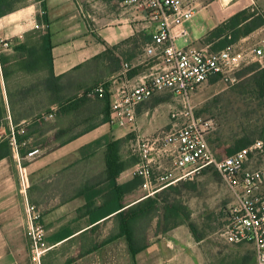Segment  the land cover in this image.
I'll return each instance as SVG.
<instances>
[{"label":"crops","instance_id":"crops-1","mask_svg":"<svg viewBox=\"0 0 264 264\" xmlns=\"http://www.w3.org/2000/svg\"><path fill=\"white\" fill-rule=\"evenodd\" d=\"M245 1L248 6L241 11L255 3L264 12V0ZM196 14L201 16V23H190L189 28L191 31L193 29L195 36H191L190 44L185 46H203L201 42L206 35L221 24L216 15H209L206 9ZM210 23L214 25L208 27ZM43 25L47 26L46 30H42ZM37 26L40 28L37 29ZM157 26L146 10L130 6L126 0H45V6L42 1L32 0L12 10H1L0 38L12 45L8 49L3 48L0 53V109L3 113L0 135L9 132L10 121L17 125L32 122L50 104L38 108L31 95L27 98L20 95L21 90L30 86L28 81H34L36 77L24 68V58L17 52V48L25 44L28 38L31 37L33 42L39 39V36L27 35H50L54 74L62 77L66 88L69 89L71 85L76 92L91 84L87 80L93 82L94 78L100 81L107 73L118 81L121 66H108L105 59L108 52L111 50L120 58L128 57L126 53L132 45L130 41L136 36H151ZM257 32H264V27ZM96 67L99 68L98 73L88 77V73L93 74ZM161 68L159 60L150 58L128 77L138 85ZM166 98L170 101L180 99L160 93L138 108V135L153 137L164 127L170 128V117L168 121L166 115L161 116V110H165V114L168 106ZM181 101L179 104L182 106ZM22 106L27 109L34 107L28 113L24 112ZM181 106L173 110H181ZM127 137L134 138L135 135L101 124L69 143L56 144L34 160L24 159L22 165L29 181L26 193L20 190L17 159L8 142L0 140V264H31L27 237L28 204L45 210L46 216H51L46 230L50 250L44 264H67L71 258L96 257L105 242L120 231L115 218L117 213L105 218L102 214L104 208L112 209L116 204L113 187L107 179L106 147L110 142ZM27 152L20 150L22 158ZM134 177V167H131L121 173L117 184H128ZM138 191L132 190L123 197L122 211L144 199L145 193L142 195ZM89 200L94 202L90 208ZM93 210L95 212L90 214ZM94 215L99 218L92 219ZM179 226L156 238L150 237L152 228L148 227L145 232L148 247L137 256L136 264H205L202 256L205 239L196 241L186 225ZM231 246H240L243 250H246L245 246L252 247L253 256H247L244 252L237 261L238 264H256L253 246ZM66 251L69 254L65 261L59 262L57 258Z\"/></svg>","mask_w":264,"mask_h":264},{"label":"built area","instance_id":"built-area-1","mask_svg":"<svg viewBox=\"0 0 264 264\" xmlns=\"http://www.w3.org/2000/svg\"><path fill=\"white\" fill-rule=\"evenodd\" d=\"M126 3L146 10L158 24L144 53L124 64L120 80L115 81L110 94V126L135 135L133 147L139 162L134 166V175L141 180L144 199L170 186L193 180L205 171L216 172L234 197V203L222 212L224 240L231 245L253 246L256 264H264V141L256 140L231 156H219L209 142L210 134L216 129L214 120L197 117L191 101L192 95L212 79L218 78L233 86L244 68L254 62L263 64L264 38H255L249 44L241 39L218 52L211 51L209 45L179 47L177 42L189 34L185 24L197 12L192 3L184 0H126ZM46 29L43 25L42 30ZM11 45L0 38V53ZM150 58L159 60L162 68L140 84H133L128 77L130 70L147 63ZM94 93L104 97V85L100 84ZM160 93L180 98L184 107L171 111L169 131L142 137L138 135L137 110ZM53 117L54 113H49L43 114L41 119ZM30 123L15 125L10 121L9 132L0 135V140L8 142L17 159L22 193H26L29 183L22 161L34 160L42 153L35 148L25 158L21 156L20 150L25 144L19 137L26 134ZM40 213L36 206L28 204L31 264H44L45 254L50 250L45 241L46 230L40 225Z\"/></svg>","mask_w":264,"mask_h":264},{"label":"rangeland","instance_id":"rangeland-1","mask_svg":"<svg viewBox=\"0 0 264 264\" xmlns=\"http://www.w3.org/2000/svg\"><path fill=\"white\" fill-rule=\"evenodd\" d=\"M30 2H32V0H15V5L22 6ZM184 2L188 4L192 3L198 12L202 9H206L209 11V15H213L214 13L216 18L221 21V24H223V21L225 22L239 13L246 5L248 6L245 0H184ZM250 2L252 1L250 0ZM247 10L251 14L254 13L256 18L264 16L263 9L258 4L252 3L251 7ZM200 18L201 16L196 14L193 19L185 24L190 34L177 42L179 47L190 44L191 36H195L193 29L191 31L189 28L190 23L193 21L200 24ZM212 25L214 24L210 23L208 27H212ZM257 31H259V29ZM257 31L242 39H245V43L249 44L254 41L255 38H264V32ZM145 41L146 39L143 36L138 37L136 42H133L132 45L129 46V51L126 54L138 53ZM218 44L217 40L211 43V45H209L210 50L214 51L213 47H216ZM128 57H117L110 50L105 59L109 64L108 66H121L123 70L125 63H131ZM258 65L262 67L264 61L263 64L254 62L244 68L238 74V82L233 86L220 82L219 79L211 80L209 83L204 84L191 97L192 104L195 107V115L203 119L214 120L216 129L210 134L209 142L213 150L221 156H229L231 151L235 152L240 147L261 139L260 136L264 126V106L256 97L255 91V79L260 69ZM98 69L99 68L93 71V74L88 73V77L90 75H96L99 71ZM134 70L135 69L130 70L129 74L134 72ZM87 81L91 83L87 88L92 89L93 93L98 85L103 84L104 88L111 94V89L115 86L114 83L117 79H113L112 76L107 73V76L100 81L94 80V78L93 82H91L92 80L90 79ZM28 82H30L29 84L31 85L32 83L34 84L35 81L29 80ZM83 90L77 91V93L83 92ZM30 95L31 93L27 92L25 98ZM31 97L35 99V102L41 101L42 106H44L43 108L53 100V96L49 94L39 97L31 95ZM168 100L169 98H166L165 102L168 103L166 112L164 114L163 112L165 110H161V116L166 115L169 121L170 111L173 110L174 107L181 106L179 104L181 99L178 101ZM181 107H184L183 103ZM95 108L93 111L95 115L91 114L93 116L88 114L90 111L86 109H80L77 112L63 111L59 113L58 108L57 114L52 119L43 124L42 122L41 124L39 123V129L33 132L32 136L21 141L25 144L21 149L29 152L32 149L39 148L42 152H45L56 144H61L63 141L86 131L87 128L101 123L104 118L101 113V111L104 110V105H96ZM49 110V107L45 108L43 113H47ZM81 113L84 115H78ZM169 129L170 128L166 126L157 134L165 131L167 132ZM29 131L30 129L28 127L24 136L30 133ZM134 142V138H130L128 141H125L121 147V154L125 161L131 160L134 156L138 157L134 149L135 147H133ZM173 187L176 188V190H168L165 193L162 191L160 193V200L168 201L171 205L175 201H179L187 208V218L182 221L180 225H186L196 241L205 239L202 244L204 246L202 247V256L205 259V264H238L237 259L241 253L246 252L247 256H253L252 247L245 246L246 250H243L244 248L240 246H231L226 243L221 234L222 212L230 203H234V197L231 191L222 182L219 174L212 170L205 171L193 180L181 182ZM138 190H140L141 193ZM135 191H138L142 195L144 194L140 184ZM40 212V225L47 230V226L50 222L49 217L51 216H46L45 210H40ZM172 222L173 221L166 225L162 223L161 226L157 224V220L151 223L148 222L146 225H143L145 224L144 222L141 223L140 231L145 235L146 229L151 227L150 237L156 238L158 235L164 233L165 228L172 227ZM45 241L47 247L50 248L47 243V231ZM120 241L124 244H121ZM68 254L69 252L67 251L63 252V255L57 259L60 260L59 262H64ZM67 264H136V262L129 253L126 241L119 239L113 244L104 245L101 252L96 254V257L93 256L84 259L71 258L70 262Z\"/></svg>","mask_w":264,"mask_h":264},{"label":"trees","instance_id":"trees-1","mask_svg":"<svg viewBox=\"0 0 264 264\" xmlns=\"http://www.w3.org/2000/svg\"><path fill=\"white\" fill-rule=\"evenodd\" d=\"M42 1L45 6V0H37ZM15 0H0V11L7 9L12 10L16 8ZM47 20V17H45ZM264 27V16L260 18H256L255 14H251L248 10L240 11L239 13L232 16L229 20L223 22V24L219 25L215 28L209 36H206L204 40L201 42L203 46L211 45L214 41H218V45L213 47V52H218L229 45L238 42L240 39L245 38L258 29ZM226 33V34H225ZM27 36H39V39L33 42L28 38L22 46L17 48L18 54H22L24 60L23 65L26 70L30 72L32 76L35 77L34 84L30 85L28 88H25L20 91V95L25 98L26 93L29 92L34 97L43 96L46 94L52 95L53 100L49 104L50 110L47 113H42L37 116L29 125L30 133L26 136L19 137V141L26 139L27 137L32 136L33 132L39 129V123H45L48 120L41 119L43 114L54 113V116L58 112L63 111H79L80 109L89 110L90 113L94 114V108L96 105H104V110L101 111L103 114V121L97 125H93L86 129V131L81 132L80 134L88 133L90 131L95 130L98 125L101 124H108L110 125V116H111V95L109 94L108 90L105 89L104 97H100L99 93H93L92 89L85 88L83 92H75L70 88H66L62 83V77H56L54 74L53 68V57H52V43L51 37L49 34H41V33H32ZM141 36H136L130 43L136 42L137 38ZM146 41L143 43L141 50L138 53H130L129 54V61L132 62L138 57H140L144 53L145 47L151 43L152 37L151 36H143ZM213 41V42H211ZM147 44V45H146ZM117 48V47H116ZM257 65V64H256ZM260 66V65H258ZM218 79V78H215ZM212 79V80H215ZM256 97L260 100L262 105L264 106V67L260 66L259 71L256 75ZM99 86V85H98ZM71 89V90H70ZM77 95H76V94ZM76 95V96H75ZM91 106H90V105ZM38 108H42V102L38 101L34 104ZM95 105V106H94ZM24 107V112H32L33 107ZM53 107V108H52ZM55 107V111H53ZM94 107V108H93ZM96 109V108H95ZM83 116L84 114H78ZM3 116L2 110L0 109V124L1 118ZM93 116V115H91ZM15 122V121H14ZM17 125L16 123H14ZM78 134L75 137L69 138L67 141L62 142L61 145L69 143L79 137ZM261 139L264 141V126L261 132ZM131 137L110 142L105 151V160L107 162V175L108 181L110 185L113 187L112 195L114 196V200L116 204L113 205L112 209L104 208L102 212L105 215L103 218L110 216L114 213H117L116 220L119 223V233L116 236H112L104 245H107L111 242H114L119 239H123L126 241L129 249V253L136 262L137 256L147 249L148 241H146V234L140 231L141 223L146 225V223H151L155 220L158 221V225L161 226L162 223L170 224L172 222V227L165 228L164 233L178 227L182 221L187 218V208L181 204L179 201H175L172 205L170 202L165 200H160V193L164 191L165 193L168 190H176L173 186L165 188L159 194L154 197H148L145 199L140 200L136 204L132 205L128 209L122 211L124 206L122 204L123 197L131 193L132 190H136L137 186L141 185V180L138 177H134V179L129 182L128 184L118 185L117 178L121 175L122 172L126 171L127 169L134 167L138 162V157H133L131 160L125 161L121 154V147L125 141H128ZM259 140V139H258ZM255 142V141H254ZM253 142V143H254ZM253 143L249 145H244L240 147L237 151H231L230 155L235 154L236 152L249 147ZM24 153V152H23ZM219 155V154H218ZM229 155V156H230ZM221 156V155H219ZM223 157V156H221ZM94 205L92 200L88 201V207ZM107 205V204H106ZM112 210H114L112 212ZM97 211V209H95ZM94 210L90 212L92 214L95 212ZM99 218L97 215H94L92 219Z\"/></svg>","mask_w":264,"mask_h":264}]
</instances>
